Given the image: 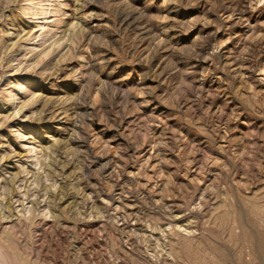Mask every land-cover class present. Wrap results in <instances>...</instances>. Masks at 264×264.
I'll return each mask as SVG.
<instances>
[{
    "label": "rangeland",
    "instance_id": "374dc122",
    "mask_svg": "<svg viewBox=\"0 0 264 264\" xmlns=\"http://www.w3.org/2000/svg\"><path fill=\"white\" fill-rule=\"evenodd\" d=\"M0 264H264V0H0Z\"/></svg>",
    "mask_w": 264,
    "mask_h": 264
},
{
    "label": "bare ground",
    "instance_id": "6f19581e",
    "mask_svg": "<svg viewBox=\"0 0 264 264\" xmlns=\"http://www.w3.org/2000/svg\"><path fill=\"white\" fill-rule=\"evenodd\" d=\"M127 19V18H126Z\"/></svg>",
    "mask_w": 264,
    "mask_h": 264
}]
</instances>
